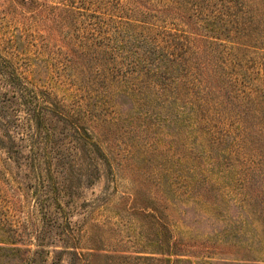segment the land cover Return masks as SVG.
I'll use <instances>...</instances> for the list:
<instances>
[{
	"label": "rangeland",
	"instance_id": "obj_1",
	"mask_svg": "<svg viewBox=\"0 0 264 264\" xmlns=\"http://www.w3.org/2000/svg\"><path fill=\"white\" fill-rule=\"evenodd\" d=\"M224 6L246 8L239 25ZM174 51L186 76L165 70ZM0 53L109 161L83 162L92 182L74 175L51 205L66 243L0 148V238L31 251L7 264H80L75 246L96 264H264V0H0Z\"/></svg>",
	"mask_w": 264,
	"mask_h": 264
},
{
	"label": "trees",
	"instance_id": "obj_2",
	"mask_svg": "<svg viewBox=\"0 0 264 264\" xmlns=\"http://www.w3.org/2000/svg\"><path fill=\"white\" fill-rule=\"evenodd\" d=\"M226 6L221 7L220 14L227 18L233 17L231 20L233 28L239 25L241 17L239 13L245 14L246 8L237 6L233 10L232 7ZM142 53L140 61L145 60L153 65L155 61L151 60L154 53L149 50ZM185 56L184 53L178 54V51L171 53L169 62L171 64L176 62V65L174 68L165 69L166 72L178 74V71H185V68L180 69L178 66L185 61ZM156 61L157 64L160 62ZM178 75L183 77L185 74ZM75 113L67 110L51 92L38 86L0 53V148L10 160L19 166L29 168L30 173L26 175L35 180V194L40 206L45 208L49 215L50 231L60 228L61 237L66 243L76 241V238L69 231L71 227L68 221L59 224L52 217L51 205L55 203L62 208L59 203L61 193L68 190L67 184L74 175H86V181L92 182V176L96 175L98 169L96 165L95 170L89 167L90 174H85L83 162L91 164L99 157H104L108 161L89 131L78 123ZM6 241L7 239L0 238V264L11 262L18 253H31L30 250L10 246L14 243ZM68 254L74 262L96 264L93 260H88L96 258V254L78 252L76 246ZM102 258L107 261L100 264H181L184 261L129 256L121 263H116L112 256L104 255ZM110 258L113 261H108ZM24 261L27 264L37 263L35 258L29 256Z\"/></svg>",
	"mask_w": 264,
	"mask_h": 264
}]
</instances>
